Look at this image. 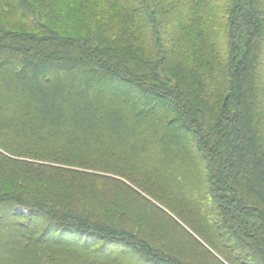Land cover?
Here are the masks:
<instances>
[{"label":"trees","instance_id":"obj_1","mask_svg":"<svg viewBox=\"0 0 264 264\" xmlns=\"http://www.w3.org/2000/svg\"><path fill=\"white\" fill-rule=\"evenodd\" d=\"M121 1L124 2L79 0L76 7V0H0L11 14L30 23L37 32L23 37L0 28L1 134L14 140L9 133L37 136L45 133L46 140L51 129L48 126L54 127L59 122L60 126L75 124V119L88 131L98 125L113 134V127L100 125L102 119L116 123L124 135H130L132 129L148 136L159 133L163 150L171 149L185 163L196 160L199 167L205 166L203 179L195 178L188 168L182 173L195 187V199L201 201L199 212L211 232L203 233L208 243L212 245L210 241L217 240L219 248L227 252L251 250L247 255L248 258L254 255L253 258L244 262L264 264V170L260 169L264 165V135L260 134L264 124V109L260 108L264 104V0H166L171 7L159 10L149 0ZM105 8L121 10L122 23L134 25L141 35L133 38L135 34L130 35L126 29L120 31L119 23L109 29L97 26L95 14L104 13ZM77 26L85 30L86 37L61 35L65 29ZM151 35L157 43H161L162 36H168L165 44L177 41L184 49V37L199 43L196 49L190 48L191 63L198 67L189 60L178 59L171 48L157 46L158 52L151 48L148 53L143 41ZM220 51L224 54H219ZM68 64L72 67H67ZM78 73H88L85 79L90 85L105 91L132 93L137 101L107 102L108 96L94 93L89 98L92 102L83 103L75 88L77 84L62 87L64 84L56 81L59 75L66 82L69 78L77 81L84 76ZM36 74L38 78L31 81ZM142 91L164 97L156 96L162 104L153 119L136 110L150 111L147 100L152 99L142 95ZM165 99H170L168 106H164ZM173 115L178 116L177 121L173 122ZM7 128L10 130L6 131ZM180 131L186 132L184 138L177 136ZM61 132L68 130L62 128ZM0 145L3 172L17 166L29 170L27 175H21L20 170L18 176L13 173L5 179H15L33 188H48L54 195L49 196L51 203L40 202L46 205L44 209L30 201L14 204L11 201L14 196L0 198V211L12 212L16 226H25L29 231L35 227L33 220L44 223L38 239L35 240L38 234L34 233L24 234L19 242L14 239L18 250L9 246L8 240L2 241L0 255L19 253L34 244L43 247L56 236L59 238L56 244L67 241L66 246L70 247H75L68 241L71 239L85 243L88 249L101 245V249L120 248L125 252L133 246L122 235L80 220L79 208L73 203L78 196L75 193L89 186L83 183L90 176L51 165L23 163L13 159L21 156L9 153L12 146ZM200 147H205L207 153L199 152ZM260 153L263 158L255 157H260ZM33 155L31 151L29 157ZM57 195L68 196L71 203L63 202L66 210L52 204ZM210 214L215 219L222 216L220 223L212 221ZM223 235L234 243L232 248L222 244ZM95 238L99 242H91ZM238 242L249 246L241 248ZM18 261L17 264H22Z\"/></svg>","mask_w":264,"mask_h":264},{"label":"rangeland","instance_id":"obj_2","mask_svg":"<svg viewBox=\"0 0 264 264\" xmlns=\"http://www.w3.org/2000/svg\"><path fill=\"white\" fill-rule=\"evenodd\" d=\"M76 1L77 4L75 3V5L78 7L79 0ZM115 1L120 4L124 2ZM149 1L157 10L159 7H171L166 0ZM119 13L121 14V10L118 8L115 11L105 8L104 13L96 12L95 23L97 26L108 29L119 23L120 31L126 29L130 35L135 34L133 38L139 37L141 33L138 28L130 23H122ZM0 28L23 37L37 33L30 23L20 21L1 4ZM61 35L65 38L86 37L85 30L78 26L74 29H65ZM167 37L162 36L161 43H157L152 35L143 41L148 53L151 48L158 52L159 46L166 50L171 48L175 50L178 59L189 60L191 65L198 67L197 64L191 63L193 57L191 49H196L199 43L184 37L186 41V49H184L181 43L177 41H173L171 45L165 44ZM127 40L124 38L123 42L127 43ZM220 53L224 54V51H220ZM67 67L72 66L68 64ZM78 74L84 76L78 77L77 81L69 78L66 82L62 75H59L56 81L64 84L62 87L77 84L75 88L80 97L84 98L80 99L83 103L84 100L92 102L89 98L94 93L108 96L107 102L112 100L121 102L122 99L137 101L132 93L116 89L105 91L97 85L93 86L87 83L85 78L89 77L88 73ZM38 75H34L30 80L38 78ZM23 77L20 75V79ZM141 94L152 99V101L147 100L150 103L148 107L150 111L136 110L138 113L141 112V115L146 114L148 119H153L159 104H162L159 99L164 97L156 95L159 97L157 99L155 94H151L149 91H142ZM168 102L170 103V99L164 102V106H168ZM115 105L113 107H117ZM261 107L264 109V104ZM2 108L0 105V109ZM117 109L119 112L123 111L119 107ZM168 110H170V106ZM177 118L178 116L173 115L171 119L174 122L178 120ZM99 122L100 125L113 127L116 133L113 131V134H110L109 129H102L98 125H95L93 131H88L82 128L83 124H77L78 119H75V124L66 123L69 126L66 124L60 126V122L54 127L48 126L51 129L47 132L46 140L45 133L43 136H41L42 133H39V136L25 132H22L24 135H20L16 131L15 134L9 133L14 141L10 138L5 139L6 134L0 132V144L7 147L12 146L9 148V153L21 156L15 158L12 155L13 159H18L23 163L51 165L69 172L75 171L90 176L83 183L89 184V186L83 187L75 193L78 196H83V198L75 196V202H73L75 207L79 208L80 220L91 227L122 235L133 246H130L125 252H121L120 248L116 250L114 248L112 251L108 248L103 249V247L101 249V245L97 248L88 249L85 243L81 241L76 243L71 239L68 241L73 242L75 247H70L66 246L68 245L66 240L65 244H56L58 238L56 236L57 238L53 242L50 241L43 247L34 244L32 248L23 249L19 253L11 251V253L6 252L0 255V264H17L18 260H21L20 263L22 264H248L246 259L249 261L254 255L251 254L253 256L248 258L247 254L253 251L248 250V253L246 250L242 252L234 249L228 250L232 258L229 252L219 248L217 240L210 241L213 242L212 246L208 243L209 239L203 234H210L211 232L207 227V220L199 212L198 206L201 201L195 199L196 194L193 190L195 187L187 179H184L182 171L188 168L195 178L203 179L205 178V166L199 167L196 160L194 163H185L181 158L175 156L171 149L165 148L163 150L162 146L159 145V143L163 145L162 139H159V133L155 136H148L132 129L130 135H124L119 131L116 123L113 125L112 122H106L102 119ZM138 122L139 120H137ZM152 126L155 127V123ZM62 128L67 129L68 132H61ZM8 130L10 129L7 128L6 131ZM260 130V134L264 135V124L261 125ZM20 136L24 137L19 138ZM177 136L184 138L186 132L180 131ZM26 140H33V143ZM262 143H264V139ZM260 148L262 149V147ZM31 151L32 154H35L33 156H39V158L29 157ZM199 152L206 154L207 150L205 147H200ZM262 152H264V148ZM260 155V157L258 155L255 157L263 158L261 153ZM261 168L264 170V165ZM20 170L21 175H27L29 171L26 167L17 166L9 169L8 172H3L2 167H0V198L6 199L14 196V201L11 200L14 204L30 201L44 209L46 205H41L40 202L51 203L48 200L52 198L49 196H54L52 190L33 188L30 185L22 184L20 181L16 182L15 179L14 181L5 179V177L13 176V173L14 176H18ZM81 179L84 178L81 177ZM66 197L68 198L65 195H57V198L51 200L52 204L64 209L65 204L63 202L68 201ZM91 202L93 205H90ZM0 213V243L8 240L9 246L18 250L19 245L13 243L14 239L19 242L24 234L33 235V233L38 234L35 240L38 239L39 230L44 225L40 219L33 220L35 227L26 231L28 229L25 226L13 224L15 219L12 212L6 210L0 211ZM208 217L212 221L215 219L212 214ZM221 219L222 216L215 221L219 224ZM227 236L223 235L222 244L232 248L234 243H231V239ZM93 241H98V239L91 240V242ZM242 243L238 242L241 248H245L246 245L249 246V244Z\"/></svg>","mask_w":264,"mask_h":264}]
</instances>
